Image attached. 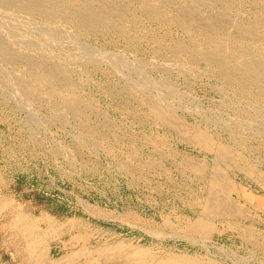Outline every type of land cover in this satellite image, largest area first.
I'll list each match as a JSON object with an SVG mask.
<instances>
[{
    "label": "rangeland",
    "instance_id": "rangeland-1",
    "mask_svg": "<svg viewBox=\"0 0 264 264\" xmlns=\"http://www.w3.org/2000/svg\"><path fill=\"white\" fill-rule=\"evenodd\" d=\"M107 1L129 9L119 31L110 23L106 30L87 32L60 18L64 33L71 31L77 41L65 37L64 48L55 45L47 55L49 63L65 60L72 85L64 94L84 101L81 112L66 104L63 92L54 101L46 93L29 96L15 82L16 75L31 80L27 65L0 60L15 85L11 92L0 80V264H264V86L248 87L242 77L227 81L218 67L192 58V49L208 45L202 26L191 30L185 20H150L139 0ZM218 1L194 9L200 22L223 10L256 22L264 41V24L257 19L264 15V0ZM175 5L194 7L196 0ZM26 19L18 18L21 27ZM42 22L35 35L48 28ZM224 24L235 31L229 19ZM179 42L186 46L172 55ZM152 100L163 101L164 118ZM200 133L208 146L195 140ZM222 146L231 153L222 155ZM215 173L225 177L232 200L225 215L217 212V198L225 193L211 182ZM23 212L38 220V229L27 230Z\"/></svg>",
    "mask_w": 264,
    "mask_h": 264
},
{
    "label": "bare ground",
    "instance_id": "bare-ground-1",
    "mask_svg": "<svg viewBox=\"0 0 264 264\" xmlns=\"http://www.w3.org/2000/svg\"><path fill=\"white\" fill-rule=\"evenodd\" d=\"M114 1V0H113ZM125 1V0H124ZM130 1V0H129ZM133 1V0H132ZM157 1V0H156ZM159 1V0H158ZM177 1V0H176ZM174 0L168 1V3H155L152 0H139L138 7L141 12H145L147 16L151 19L158 20L161 22H170L171 20L176 22L186 21L189 29H194L195 27H201L204 29V35L206 37V43L208 45L200 46L196 49L191 50V57L199 60L205 59L208 63L218 67V72L222 78L227 79V81H236L238 78L242 77L246 83V86L262 85L264 86V41H260L257 35L256 22H249L246 20H238L228 16L223 10L216 13L214 16H209L203 18L201 22L199 17L195 14V8L197 6H212L218 0H196V5L186 7L175 5ZM188 1V0H187ZM227 5H231L235 0H222ZM239 1V0H238ZM255 1V0H254ZM253 1V2H254ZM180 2V1H179ZM186 2V1H185ZM192 2V1H191ZM243 2V0H242ZM258 2V1H257ZM111 3V2H110ZM107 0H0V60L5 62H11L16 66L20 63H25L27 65V73L30 74L31 80L24 76L20 77L16 75L15 82L21 85L29 96L39 97L40 94L46 93L52 101L54 97L59 95V93L67 91L71 87L69 81L68 67L65 65V60H57L56 62L49 63L47 60L48 53L58 45V48H64V38L68 37L69 41L72 43L77 41V37L74 34L64 33L63 25L58 23L60 18H63L66 22L75 24L78 27L91 30V31H101L107 28L108 24L118 27L120 29V24L128 15V7L126 4H121L118 6L111 5ZM122 3V2H121ZM127 3V1H126ZM129 3V2H128ZM184 3V2H183ZM222 3V2H221ZM251 3V1L249 2ZM238 4V3H237ZM254 4V3H253ZM261 4V3H260ZM242 5V4H241ZM240 5V6H241ZM223 6V5H222ZM239 6V5H238ZM251 6V5H250ZM255 7V6H254ZM260 7V6H259ZM225 8V7H224ZM238 8V7H235ZM249 8V7H248ZM258 8V7H257ZM200 9V8H199ZM204 9V8H203ZM207 9V8H206ZM221 9V8H220ZM242 9V8H241ZM133 10V9H132ZM212 10V9H211ZM210 10V11H211ZM218 10V9H217ZM229 10V9H228ZM249 10V9H248ZM254 10V9H253ZM257 10V9H256ZM260 10V9H259ZM263 10V9H262ZM258 11V10H257ZM261 11V10H260ZM135 12V11H134ZM230 12V11H228ZM251 12V11H250ZM136 13V12H135ZM144 13V14H145ZM215 13V12H214ZM231 13V12H230ZM237 13V12H235ZM243 13V12H242ZM245 13V12H244ZM252 13V12H251ZM250 13V14H251ZM132 14V13H131ZM202 14V13H201ZM211 14V13H209ZM213 14V12H212ZM21 15L25 16L27 19L24 20V25L21 27L19 25L18 18ZM140 15V14H139ZM142 15V14H141ZM199 15V14H198ZM232 15V13H231ZM236 15V14H235ZM245 15V14H243ZM134 16V15H133ZM249 16V15H248ZM135 17V16H134ZM144 17V15H143ZM146 17V16H145ZM243 17V16H242ZM147 18V17H146ZM201 18V19H202ZM244 18V17H243ZM138 19V18H137ZM141 19V18H140ZM229 19L230 22L235 25L236 29L234 32H230L224 24V20ZM258 22L264 24V15H258ZM23 20V19H22ZM48 23V28L40 31L37 35L34 34L35 28H42V21ZM255 20V19H254ZM61 21V20H60ZM128 21V20H127ZM136 21V20H135ZM141 21V20H140ZM42 22V23H40ZM152 22V21H151ZM178 22V23H179ZM22 23V22H21ZM125 23V22H124ZM135 23V22H134ZM142 23V22H141ZM157 23V22H156ZM200 23V24H199ZM138 24V22H137ZM199 24V25H197ZM125 25V24H124ZM160 25V24H159ZM169 25V24H168ZM172 25V23H171ZM183 25V24H182ZM46 26V25H45ZM126 26V25H125ZM131 26V25H130ZM137 26V25H136ZM143 26V25H141ZM175 26V25H174ZM180 26V25H179ZM186 26V25H185ZM184 26V27H185ZM135 27V26H134ZM157 27V26H156ZM21 28V29H20ZM68 28V27H67ZM127 28V26H126ZM160 28V27H159ZM122 29V27H121ZM149 29V28H148ZM171 29V28H170ZM106 30V29H104ZM108 30V29H107ZM151 30V29H150ZM149 30V31H150ZM163 30V29H162ZM165 30V29H164ZM168 30V29H167ZM200 30V29H199ZM38 31V30H36ZM75 31V30H74ZM112 31V30H111ZM117 31V30H116ZM148 31V32H149ZM159 31V30H158ZM169 31V30H168ZM171 31V30H170ZM173 31V30H172ZM176 31V30H175ZM174 31V32H175ZM203 30L201 29V32ZM80 32V31H79ZM143 32V31H142ZM167 32V31H166ZM76 33V32H75ZM86 33V32H85ZM122 33V32H121ZM128 33V32H127ZM155 33V30H154ZM157 33V32H156ZM160 33V32H159ZM169 33V32H168ZM167 33V34H168ZM261 33V32H260ZM259 33V35H260ZM263 33V32H262ZM68 34V35H67ZM77 34V33H76ZM108 34V33H107ZM114 34V33H113ZM118 34V33H117ZM116 34V35H117ZM130 34V33H128ZM149 34V33H148ZM153 34V33H152ZM164 34V33H162ZM166 34V33H165ZM175 34V33H174ZM84 35V34H83ZM97 35V34H95ZM115 35V34H114ZM119 35V34H118ZM150 35V34H149ZM154 35V34H153ZM152 35V36H153ZM186 35V34H185ZM189 35V34H188ZM203 35V34H202ZM203 35V36H204ZM100 36V35H99ZM104 36V35H103ZM109 36V35H108ZM124 35H122L123 38ZM151 36V38H152ZM263 36V35H262ZM105 37V36H104ZM135 37V36H134ZM156 37V36H155ZM94 38V37H93ZM128 38V37H126ZM130 38V37H129ZM154 38V37H153ZM190 38V37H189ZM192 38V37H191ZM66 40V43L68 41ZM98 39V38H97ZM106 39V38H105ZM119 39V38H118ZM125 39V38H124ZM134 38L132 37V40ZM157 39V38H156ZM178 39V38H177ZM204 39V38H203ZM202 39V40H203ZM81 40V39H80ZM117 40V39H116ZM128 40V39H127ZM165 40V38H164ZM262 40V38H261ZM68 41V42H69ZM82 41V40H81ZM118 41V40H117ZM120 41V40H119ZM126 41V40H125ZM131 41V40H130ZM183 41V40H182ZM138 42V41H137ZM88 43V42H87ZM115 43V42H114ZM158 43V42H157ZM175 43V42H174ZM192 43V42H191ZM74 44V43H73ZM128 44V43H127ZM131 44V43H130ZM159 44V43H158ZM197 44V43H196ZM113 45V44H112ZM137 45V44H136ZM139 45V44H138ZM169 45V44H168ZM185 45V44H184ZM183 43H177L172 49V55H177L179 50L184 47ZM77 46L79 44L77 43ZM162 46V45H161ZM165 46V45H164ZM186 46V45H185ZM192 46V45H191ZM80 47V46H79ZM86 47V45H85ZM134 47V45H133ZM194 47V46H193ZM69 48V47H68ZM71 48V47H70ZM84 48V47H83ZM81 48V50L83 49ZM95 48V47H94ZM97 48V47H96ZM95 48V49H96ZM127 48V47H126ZM85 49V48H84ZM83 49V50H84ZM89 49V48H88ZM92 49V50H95ZM130 49V46H129ZM134 49V48H133ZM156 49V48H155ZM159 49V48H158ZM156 49V50H158ZM171 49V48H170ZM186 49V48H185ZM65 50V49H64ZM63 50V51H64ZM70 50V49H69ZM82 50V51H83ZM100 50V48H99ZM126 50V49H125ZM76 51V50H75ZM103 53L105 50H102ZM160 51V50H159ZM158 51V52H159ZM169 51V50H168ZM184 51V50H183ZM67 52V51H66ZM70 52V51H69ZM84 52V51H83ZM99 52V51H98ZM119 52V51H118ZM61 53V52H59ZM75 53V52H74ZM102 53V52H101ZM108 53V52H107ZM162 53V52H161ZM169 53V52H167ZM73 54V53H72ZM96 54H98L96 52ZM113 54V51H112ZM110 53V55L112 56ZM132 54V52H131ZM159 54V53H158ZM180 54V53H179ZM55 55V54H53ZM88 55V54H87ZM90 55V54H89ZM101 55H106L101 54ZM171 55V56H172ZM188 55V54H187ZM189 55V56H190ZM78 56V55H76ZM82 54H80V57ZM84 56V54H83ZM82 56V57H83ZM109 56V54H108ZM107 56V57H108ZM121 56V55H120ZM125 56V55H124ZM155 56V55H154ZM163 56V55H162ZM180 56V55H179ZM50 57V56H49ZM53 57V56H52ZM55 57V56H54ZM66 57V56H65ZM72 57V56H71ZM90 58L91 60H96V57ZM106 57V56H105ZM118 57V56H117ZM137 57V56H136ZM134 57V58H136ZM166 57V56H165ZM51 58V57H50ZM86 58V56H85ZM109 58V57H108ZM113 58V57H112ZM127 58V57H126ZM161 58V57H160ZM164 58V57H163ZM167 58V57H166ZM172 58V57H171ZM57 59V58H56ZM61 59V58H59ZM67 59V58H66ZM105 59V58H104ZM116 59V56H115ZM129 59V58H128ZM137 59V58H136ZM135 59V60H136ZM78 60V59H77ZM81 60V59H80ZM138 60V59H137ZM140 60V59H139ZM195 60V61H196ZM108 61V60H107ZM110 61V60H109ZM108 61V62H109ZM121 61V60H120ZM123 61V60H122ZM4 62V63H5ZM97 62V61H96ZM119 62V61H116ZM133 62V60H132ZM160 62V61H159ZM192 62V60H191ZM202 62V61H201ZM205 62V61H204ZM68 63V62H67ZM73 63V62H72ZM90 63V62H89ZM107 63V62H106ZM100 64V63H99ZM159 64V63H158ZM187 64V62H186ZM207 64V63H206ZM151 65V64H150ZM4 66V65H3ZM84 66V63H83ZM94 66V65H93ZM119 66V65H118ZM122 67V65H120ZM125 66V65H124ZM123 66V67H124ZM201 66V64H200ZM10 67V66H9ZM141 67V66H140ZM143 67V66H142ZM178 67V66H177ZM15 68V67H14ZM81 68V67H80ZM92 68V67H91ZM95 68V67H94ZM97 68V67H96ZM119 69V68H118ZM129 69V68H128ZM155 69V68H154ZM188 70V68H186ZM195 69V68H194ZM0 66V80L2 83L7 84V86L13 91L14 80L10 79V76L5 72ZM7 70V68H6ZM72 70V69H70ZM86 70V69H85ZM156 70V69H155ZM154 70V71H155ZM190 70V69H189ZM207 70V69H206ZM212 70V69H210ZM124 71V70H123ZM122 71V72H123ZM214 71V70H213ZM208 72V71H207ZM216 72V71H215ZM189 73V72H188ZM10 74V73H9ZM21 74V73H20ZM179 74V73H178ZM194 74V73H193ZM196 74V73H195ZM209 74V72H208ZM218 74V75H219ZM12 75V74H10ZM171 75V74H170ZM184 75V74H183ZM204 75V74H203ZM26 76V75H25ZM122 76V75H121ZM164 76V75H163ZM210 77V76H209ZM213 77V75H212ZM218 77V76H217ZM13 78V77H12ZM125 78V77H124ZM127 78V77H126ZM189 78V77H188ZM154 79V78H153ZM164 79V78H163ZM242 79V80H243ZM124 80V79H123ZM126 80V79H125ZM129 80V79H128ZM159 80V79H158ZM165 80V79H164ZM171 80V79H170ZM220 80V79H219ZM222 80V79H221ZM136 81V80H135ZM139 81V80H138ZM145 81V80H144ZM148 81V80H147ZM225 81V82H227ZM82 82V81H81ZM161 82V81H160ZM159 82V83H160ZM223 82V83H225ZM231 82V83H233ZM240 82V81H239ZM130 82L128 85L130 86ZM135 83V82H134ZM168 83V82H167ZM244 83V82H243ZM3 84V85H4ZM133 84V83H131ZM161 84V83H160ZM230 84V83H229ZM239 84V83H238ZM241 84V83H240ZM135 85V84H134ZM152 85V84H151ZM166 85V84H165ZM223 85V84H221ZM0 86H2L0 84ZM111 86V85H110ZM156 86V85H155ZM161 86V85H160ZM173 86V85H172ZM175 86V83H174ZM177 86V85H176ZM226 86V85H225ZM237 86V85H236ZM80 87V86H78ZM133 87V85H132ZM131 87V88H132ZM146 87V86H145ZM151 87V86H149ZM229 87V86H228ZM242 88V86H240ZM247 87V88H248ZM109 88V87H108ZM112 88V87H111ZM154 88V86H153ZM160 88V87H159ZM163 88V87H162ZM218 88V87H217ZM220 88V87H219ZM235 88V87H234ZM244 88V87H243ZM1 89V87H0ZM19 89V88H18ZM246 89V88H245ZM6 90H8L6 88ZM22 90V89H21ZM112 90V89H111ZM156 90V89H155ZM221 90V89H220ZM239 90V89H238ZM250 90V89H249ZM248 90V91H249ZM4 91V90H3ZM23 91V90H22ZM114 91V90H112ZM147 91V90H146ZM231 91V90H230ZM247 91V90H246ZM2 92V90H1ZM109 92V90H108ZM137 92V91H136ZM228 92V90H227ZM232 92V91H231ZM238 92V91H237ZM251 92V91H250ZM23 93V92H22ZM78 93V92H77ZM150 93V92H148ZM176 93V92H175ZM243 93V92H242ZM258 93V92H257ZM260 93V92H259ZM12 94V93H11ZM15 94V93H13ZM61 94V95H62ZM156 94V93H155ZM164 94V93H163ZM246 94V93H245ZM254 94V93H253ZM262 94V93H260ZM65 102L70 108L76 112H81L83 105L81 99L74 93H65ZM83 95V94H82ZM154 95V93H153ZM177 95V94H176ZM252 95V94H251ZM264 95V94H263ZM2 96V95H1ZM17 96V94H16ZM43 96V95H42ZM87 96V95H86ZM148 96V95H147ZM150 96V95H149ZM157 96V95H156ZM162 96V94H161ZM180 96V95H179ZM183 96V95H182ZM247 96V95H246ZM44 97V96H43ZM41 97V98H43ZM167 97V96H166ZM177 97V96H176ZM188 97V96H187ZM226 97V95H225ZM228 97V96H227ZM255 97V95H254ZM260 97V96H259ZM264 97V96H263ZM19 98V97H18ZM61 98V96H60ZM85 98V95H84ZM230 98V97H229ZM250 98V97H249ZM248 98V99H249ZM253 98V97H252ZM23 99V98H22ZM166 99V98H165ZM164 99V100H165ZM228 99V98H227ZM255 99V98H254ZM253 99V100H254ZM63 100V99H62ZM61 100V101H62ZM88 100V99H87ZM151 100V99H150ZM247 100V97H246ZM256 100V99H255ZM260 100V99H259ZM21 101V100H20ZM51 101V100H49ZM57 101V99H56ZM60 101V102H61ZM148 101V100H147ZM248 101V100H247ZM64 102V101H63ZM90 102V100H89ZM88 102V103H89ZM92 102V101H91ZM163 102V101H162ZM161 101L152 100V107L157 115L164 118V112L162 110ZM167 102V101H166ZM252 102V100H251ZM255 102V101H254ZM22 103V101H21ZM54 103V102H53ZM169 103V102H167ZM264 103V102H262ZM35 104V103H34ZM64 104V103H63ZM186 104V103H185ZM256 104V103H255ZM25 105V104H24ZM49 105V104H48ZM56 105V104H54ZM167 105V104H165ZM239 105V104H238ZM66 106V105H65ZM64 106V107H65ZM230 106V104H229ZM262 106V105H261ZM88 107V106H87ZM150 107V106H149ZM248 107V106H247ZM61 108V107H60ZM91 108V107H90ZM237 108V107H236ZM240 108V107H238ZM203 109V108H202ZM228 109V108H227ZM233 109V108H232ZM242 109V108H240ZM249 109V108H248ZM264 109V108H263ZM66 110V109H65ZM215 110V109H214ZM234 110V109H233ZM72 111V110H71ZM90 111V110H89ZM149 111V110H148ZM246 111V110H245ZM257 111V110H256ZM63 112V111H62ZM94 112V111H93ZM232 112V111H231ZM251 112V111H250ZM58 113V112H56ZM61 113V111H60ZM72 113V112H70ZM136 113V112H135ZM229 113V112H228ZM235 114V112H233ZM242 113V111H241ZM35 114V113H34ZM62 114V113H61ZM88 114V113H87ZM95 114V113H94ZM141 114V113H140ZM247 114V113H246ZM260 114V113H259ZM86 115V114H85ZM149 115V114H148ZM227 115V114H226ZM237 115V114H236ZM234 115V116H236ZM250 115V114H249ZM254 115V114H253ZM144 116V114H143ZM238 116V115H237ZM248 116V115H247ZM256 116V114H255ZM39 117V116H38ZM48 117V116H47ZM63 117V116H62ZM73 117V116H72ZM153 117V116H152ZM250 117V116H249ZM253 117V116H252ZM79 118V117H78ZM235 118V117H234ZM248 118V117H247ZM42 119V118H41ZM63 119H65L63 117ZM246 119V118H244ZM260 119V118H259ZM70 120V119H69ZM68 120V122H69ZM106 120V119H105ZM168 120V119H167ZM212 120V119H211ZM238 120V119H237ZM251 120V118H250ZM47 121V120H46ZM53 121V120H52ZM173 121V120H172ZM170 121V122H172ZM231 121V120H230ZM236 121V120H235ZM234 121V122H235ZM240 121V120H239ZM243 121V120H242ZM254 121V120H252ZM60 122V121H59ZM64 122V121H63ZM102 122V120H101ZM100 122V123H101ZM108 122V121H104ZM164 122V121H163ZM169 122V123H170ZM232 122V121H231ZM264 122V121H263ZM65 123V122H64ZM168 123V124H169ZM246 123V122H245ZM251 123V122H250ZM248 123V124H250ZM178 124V122L176 123ZM180 124V123H179ZM264 124V123H263ZM64 125V124H63ZM92 125V124H91ZM170 125V124H169ZM233 125V124H232ZM102 126V125H101ZM110 126V125H109ZM171 126V125H170ZM175 126V125H174ZM177 126V125H176ZM236 126V125H235ZM239 126V125H237ZM236 126V127H237ZM249 126V125H248ZM91 127V126H90ZM89 127V128H90ZM94 127V126H93ZM181 127V126H180ZM243 127V126H242ZM27 128V127H26ZM88 128V127H87ZM115 128V127H114ZM176 128H179L178 126ZM238 128V127H237ZM250 128V127H249ZM257 128V127H256ZM242 129V128H241ZM248 129V128H247ZM88 130V129H87ZM98 130V129H96ZM108 130V129H107ZM236 130V129H235ZM251 130V129H250ZM240 131V130H239ZM254 131V130H253ZM263 131V130H262ZM86 132V131H85ZM91 132V130H90ZM102 132V131H101ZM182 132V131H181ZM259 132V131H258ZM99 133V132H98ZM199 133V132H198ZM246 133V132H245ZM106 133H104L105 135ZM250 134V133H249ZM262 134V133H261ZM97 136V135H96ZM79 137V136H78ZM96 139V138H95ZM236 139V138H235ZM255 139V138H254ZM161 140V139H160ZM202 145L208 146L207 135L200 133L198 137H195ZM204 140V142H202ZM154 142V141H153ZM157 140L155 141V143ZM152 143V142H151ZM220 143V142H219ZM153 144V143H152ZM164 144V143H163ZM162 144V145H163ZM155 145V144H154ZM98 146V145H97ZM219 146V145H218ZM232 146V145H231ZM210 147V146H209ZM230 147V146H228ZM160 148V147H159ZM233 148V147H232ZM77 149V148H76ZM161 149V148H160ZM231 149V147H230ZM227 147H221L218 151L222 155H228L231 150ZM235 149V148H234ZM73 150V149H72ZM208 150V149H207ZM63 151V150H62ZM158 151V149H157ZM164 151V150H163ZM173 151V150H172ZM235 151V150H234ZM239 151V150H238ZM67 153V152H66ZM162 153V152H161ZM168 155V154H167ZM72 156V155H71ZM233 157V156H232ZM66 158V157H65ZM137 158V157H136ZM219 158V157H218ZM134 159V158H133ZM220 159V158H219ZM233 159V158H232ZM146 160V159H145ZM128 161V160H127ZM126 162V161H125ZM149 162V161H148ZM128 163V162H126ZM131 163V160H130ZM133 163V162H132ZM128 165V164H127ZM126 165V166H127ZM137 165V164H136ZM141 166V165H140ZM147 166V165H146ZM129 167V165H128ZM133 167V166H132ZM148 167V166H147ZM121 168V167H120ZM135 168V167H134ZM145 168V167H144ZM143 168V170H144ZM133 169V168H132ZM151 169V168H150ZM135 171V170H134ZM137 172V170H136ZM135 172V173H136ZM214 173V172H213ZM222 173V172H221ZM213 175V174H211ZM225 177L220 173H215L211 178V182L218 184L219 188L224 191L222 200L217 198L219 209L217 212L219 214H224L225 211H230L233 207L232 200L229 198V192L227 191V182L225 183ZM196 199V198H195ZM199 199V198H198ZM206 199V198H205ZM207 200V199H206ZM205 200V202H206ZM196 200H194L195 203ZM1 202V201H0ZM4 202V201H3ZM11 202V201H9ZM198 202V201H197ZM8 203V202H7ZM15 203V202H13ZM13 203H11L13 205ZM6 204V203H5ZM9 204V203H8ZM7 204V206H8ZM198 204V203H197ZM202 204V203H201ZM204 204V203H203ZM202 204V205H203ZM4 206V205H3ZM205 206V205H204ZM204 206H202L204 208ZM6 207V206H5ZM18 207V206H17ZM27 207V206H25ZM207 207V206H206ZM20 208V207H19ZM23 209V208H22ZM205 209V208H204ZM203 209V210H204ZM27 210V209H25ZM212 207H207L206 212H210ZM29 211V210H28ZM31 211V208H30ZM17 212V211H16ZM22 212V210H21ZM226 212V213H227ZM29 213V212H28ZM27 212L21 214L26 227L30 228L27 230H33L37 228L35 218H30ZM46 213V212H45ZM204 213V212H203ZM13 214V213H12ZM44 214V213H43ZM206 214V213H205ZM31 215V212H30ZM225 215V214H224ZM228 215V214H227ZM35 216V215H34ZM44 216V215H43ZM50 216V215H49ZM48 217V216H47ZM12 218V217H11ZM15 218V216H14ZM44 218V217H43ZM201 218V216H200ZM39 219V218H38ZM41 219V218H40ZM49 219V218H48ZM203 219V218H202ZM42 220V219H41ZM50 221H53L51 218ZM75 220V219H74ZM16 222V221H15ZM47 222V221H46ZM73 222V220H72ZM199 224H203L204 221H198ZM14 223V222H13ZM19 223V222H18ZM48 223V222H47ZM50 223V222H49ZM52 223V222H51ZM71 223V222H70ZM75 223V222H74ZM39 224V222L37 223ZM46 224V223H45ZM72 224V223H71ZM20 225V224H19ZM14 226V225H13ZM16 226V224H15ZM48 226V225H47ZM71 226V225H70ZM194 226V225H192ZM22 227V226H21ZM57 227V226H56ZM4 228V226H3ZM11 228V226H10ZM23 228V227H22ZM61 228V227H60ZM38 229V228H37ZM5 230V229H4ZM10 230V229H9ZM23 230V229H22ZM26 230V231H27ZM21 231V230H17ZM34 232V231H32ZM31 232V233H32ZM55 232V231H54ZM23 233V232H22ZM30 233V232H28ZM33 234V233H32ZM31 234V235H32ZM49 234V233H48ZM19 235V234H17ZM30 235V234H29ZM24 237H26L24 235ZM23 238V237H22ZM34 238V237H33ZM27 239V238H24ZM23 239V240H24ZM29 239V238H28ZM129 243V242H128ZM34 244V243H33ZM39 244V243H38ZM117 245V244H116ZM35 246V244H34ZM38 246V245H37ZM27 248V246H25ZM114 248V246H113ZM119 248V247H118ZM29 249V248H27ZM115 249V248H114ZM113 249V250H114ZM42 250V249H41ZM116 251V250H115ZM133 251V250H132ZM126 252V251H125ZM139 252V251H138ZM141 252V251H140ZM33 253V251H32ZM136 253V252H135ZM42 254V252H41ZM41 254L39 256H41ZM47 254V253H46ZM66 254V253H65ZM187 254V253H186ZM31 255V254H30ZM33 255V254H32ZM141 255V254H140ZM178 255V254H177ZM184 255V254H183ZM200 255V254H199ZM78 256V255H77ZM137 256V255H136ZM135 256V257H136ZM176 256V254H175ZM62 257V256H61ZM181 257V255H180ZM209 257V256H208ZM63 258V257H62ZM61 258V259H62ZM172 258H174L172 256ZM30 259V258H29ZM170 259V258H169ZM185 259V258H184ZM190 259V258H189ZM199 259V258H198ZM52 260V259H51ZM122 260V259H121ZM172 260V259H171ZM170 260V261H171ZM176 260V259H175ZM216 260V259H215ZM214 260V262H215ZM219 261V260H217ZM216 261V262H217ZM37 262V261H33ZM57 262V261H56ZM65 262V259H64ZM68 262V261H67ZM182 262V261H181ZM213 262V263H214ZM53 264V262H50ZM49 263V264H50ZM55 263V262H54ZM59 262H57L58 264ZM61 263V262H60ZM131 263V262H130ZM165 263V262H164ZM167 263V262H166ZM179 263V261H177ZM188 263V262H187ZM180 264V263H179ZM192 264V263H191ZM215 264V263H214Z\"/></svg>",
    "mask_w": 264,
    "mask_h": 264
}]
</instances>
